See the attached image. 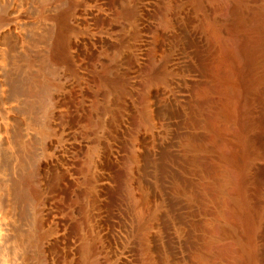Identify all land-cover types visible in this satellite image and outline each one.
<instances>
[{"label": "rangeland", "instance_id": "obj_1", "mask_svg": "<svg viewBox=\"0 0 264 264\" xmlns=\"http://www.w3.org/2000/svg\"><path fill=\"white\" fill-rule=\"evenodd\" d=\"M103 1L110 13L117 8L115 0ZM47 2L0 0V15L4 18L7 14L6 23L0 24L1 33L7 34L2 37L0 33V264H200L198 255L203 256L205 264H229V253L223 247L232 242H246L245 213L251 211L253 227L259 228L262 222L261 189L252 185L251 177L245 180L244 189L239 187L235 175L243 168L245 138L252 132L245 130L241 123V118H245L240 105L246 98L243 92L249 89L255 99L258 96L261 99L264 93V0H256L252 5L258 8L260 15L249 17L254 27L259 25L263 33L253 30L256 31L253 33L255 63L248 78H242H247L244 83L226 66L222 55L223 33H212L208 28L206 20H214L211 13L215 12L216 4L210 3L204 12L193 10L188 0L183 4L185 12L180 11L181 19L177 18L180 26L176 24L178 43L184 50H195L193 54L197 57L196 63L188 61L187 64L190 71H196L197 78L188 76L191 87H183V90L188 89L186 98L195 91L199 93L198 88L206 89L207 93L204 99L200 93H195L193 97L197 96L191 97L192 100L188 97L186 103L164 104L154 118L150 113L153 123L150 122L149 131L145 129L139 139L138 160L129 167L126 165L128 169L121 179L118 176L120 183L124 179L122 185L133 184V190L136 187L133 199L124 201L125 204L109 200L98 188L87 191L83 181L85 157L96 139L88 118H92V109L98 101L99 62L108 55L103 50L94 51L91 42L94 36L108 31L111 21L94 24L85 20L88 11L99 3L97 0H65L62 8L73 7L76 17H67L64 31L58 34L54 25L42 18L48 11ZM54 12L57 10L45 13L50 16ZM13 13L21 17L15 19ZM39 19L45 20L44 23ZM54 41L62 56L61 63L55 64L52 58ZM55 67L57 70L53 72ZM187 78L177 77L180 81ZM137 110L132 101L126 114L133 115ZM256 110L260 111L259 107ZM169 117H175L176 122H169ZM46 123L52 126L47 139L40 135L38 128ZM127 123L120 129L121 137L111 141L113 146H108L109 152L108 148L105 150L106 160L99 157L106 167H95L98 172L102 171L99 174L104 172L102 176L110 184L117 177L113 152L126 146L125 137L130 132ZM49 138L51 148L46 144L50 143ZM62 155L66 156L62 158ZM46 158L52 162L47 168L43 165ZM212 170L214 174H210ZM94 174L92 184L96 186L99 182ZM228 211L230 216L226 215ZM85 216L90 223L88 230L84 227ZM257 227L254 236L259 238ZM215 228L221 231L216 237ZM87 238L100 243L97 247L101 250L88 253ZM258 238L254 239L253 247L255 245L259 254L257 260L261 262L256 261V264H264V241ZM206 241L211 242V248L208 249Z\"/></svg>", "mask_w": 264, "mask_h": 264}, {"label": "bare ground", "instance_id": "obj_2", "mask_svg": "<svg viewBox=\"0 0 264 264\" xmlns=\"http://www.w3.org/2000/svg\"><path fill=\"white\" fill-rule=\"evenodd\" d=\"M46 1H48L47 2L48 11H45V12L46 13H48L49 11L53 12V10H55V11L57 10V12L56 13L54 12V15H50V16H48L45 12L44 13L42 12L43 13V15L41 14L42 18L49 20V23L51 22L54 25L56 31L59 34V32L61 30L64 31V29H65V25H66L65 20H67V17H70V16L74 17L76 15V12L74 11L73 7H70V6L67 8H65V7L62 8V4L65 0H46ZM91 1H93V0H91ZM97 1L99 3L96 6L93 5V7L94 6L95 7L92 10H90V11L86 10V11H88V13H87V16L83 15V16H86V19L84 17H83V19H85L88 22L89 21L94 22V24L95 23L100 24L101 22L106 23L107 20H110L111 22L110 21H108V22H110L111 25H110V28L108 29V31L106 33H104V34L101 33L102 35L98 34V36H94L95 38L94 39L92 38L93 41L91 42L92 43L91 46H92V49L94 48V51L96 50L98 52V50H99V52H100L101 50H103L104 52L106 51V54L108 53V55L103 60L101 59V62H99L100 71H99L98 80H97L98 81V86H97L98 87L97 88L98 101L96 102L94 109H92L93 110L92 111V113H93L92 118H88L89 126L92 129V131L96 134V139L94 142L95 145H93L92 147L89 148L88 154L85 157L86 159L84 158L85 159V165L83 166L84 167V169H83V173H84L83 181H84V184L86 186L87 191L92 190L93 188H95V189L98 188V191H100V193H102L103 196H106L109 200L112 199L116 202L120 201V202L124 203V201L133 199V196L135 195L134 190L136 187L133 190V184L129 185V183H131V181L128 182L129 187L122 185L124 179L122 180V183H120L121 180L118 181V176L120 178V176L128 169V168L126 169V165H127V167H129V165L130 166L133 165V163L138 160V156L140 155L139 152L137 151V147H139L138 144L140 142L139 139L142 136H144V130L145 129L148 128V131H149V125H151V123H153V122H151V118L152 117L154 118V114L158 115L162 111V106L164 104L166 106V104L168 105V103H173V102H175V103L180 102L181 103L182 101H184L186 103L185 100H187L188 97H190V96H188L186 98L185 90H188V89L183 90V87L184 88L191 87L190 86V79L187 78L188 76H190V78L191 77L197 78V76H195V74H194L196 71L192 70V69L190 71L188 69L189 65L187 66V64H188V61H192V63H193L194 60H197V59H195L197 57H195L193 54V52L195 50L192 52L189 49H188L189 51L184 50L181 48L183 45L179 46V43H178L179 42L178 41V37H179L178 33L179 32H178L177 27H176V24L178 23L177 18L181 19L179 17L180 16L179 14H180V11L183 9V7H182L183 4H185L187 0H115V4H117V8L114 9L113 11H111V13L109 12L110 9L108 8V6H106L107 4L105 3V1H103V0L102 1L97 0ZM107 2H109V1L107 0ZM254 2H256V0H188V3L191 4L192 9L197 11V12H204L205 10H207L206 8H208L207 6L210 3L216 4L215 9H214L215 12L211 13L212 15H214L213 16L214 20L211 21L212 19L210 18L211 20L209 21L207 18L206 22L208 23V28L212 33L217 32V31L223 33L222 35H224V37H223L224 42L222 43L223 44L222 55L224 54L225 60L227 62L226 66L228 65L232 69L231 71H233V73L236 74V76H238L240 79H242L243 77H246V76L248 78V76L251 74L250 70L253 69V68L251 69V67H252L254 59H255L254 53H255V49H256L254 44H253L254 43L253 42L254 41L253 40V36H254L253 33L256 31L253 32V30L258 29L260 32H261V30H263V29H261V27L259 25H258L259 27L258 26L254 27L255 24L254 23H253L254 25L252 24L253 20L251 21L249 19V17H251V15L254 16V14L255 15L259 14L258 13L259 10H257L258 8L256 6H254L252 8V5ZM257 2H258V0H257ZM95 4H96V2H95ZM63 6H65V5H63ZM49 7H50V10H49ZM110 7L112 8L113 4ZM250 9H251V11H249ZM183 12H185V11H183ZM14 13H13V15H14L13 17L15 19H18L21 17L20 14H14ZM182 13H181V15H182ZM6 16H7V14L5 15V17ZM1 17H0V24L3 21H5V23H6L5 17L4 18L2 17V19H1ZM81 18H82V16H81ZM251 18H253V17H251ZM10 19H12V18H10ZM71 20H73V19L71 18ZM184 20H185V18H184ZM44 21L42 23H44ZM7 22H9V21H7ZM46 22H48V21H46ZM181 22H183V21H181ZM259 23L261 24V22H259ZM70 24H71V22H70ZM257 24H258V22H257ZM102 25L103 24H101V26ZM1 26L3 27V25H1ZM96 26H98V25H96ZM178 26H180V25H178ZM102 27H104V26H102ZM182 27H184V26H182ZM182 27H179L180 30L182 29ZM101 29L102 28H100L99 31H101ZM106 30L107 29H105V31ZM185 30H186V28H185ZM51 32H53V31H51ZM54 32H55V30H54ZM0 33H1V31H0ZM207 33H209V32H207ZM261 33H263V32H261ZM4 35L7 36L6 32L1 33L2 37H4ZM216 36H219V35H216ZM90 37H92V36H90ZM220 37H222V36H220ZM179 39H181V38H179ZM219 39H221V38H219ZM182 40H184V39H182ZM2 41H4V40H2ZM55 41L53 42V46H52V58L55 61L54 63L56 64V62L57 63L60 62L62 56H60V54L58 53L59 50L57 47V43H55ZM57 41H58V39H57ZM58 42H61V41L59 40ZM1 43L2 42H0V44ZM4 44H6V43H4ZM88 47H89V45H88ZM62 48H63V44H62ZM89 48L91 49V47H89ZM189 48L191 49V46ZM97 52H93V53H97ZM50 55H51V53H50ZM195 55L197 56V54H195ZM100 57L102 58V56H100ZM99 60H100V58H99ZM194 66L197 67L196 64ZM191 68H192V66H191ZM59 69H58V71L60 72ZM54 70H57L56 67L53 68V72H54ZM49 73H50V71H49ZM191 73H193L194 75H191ZM186 74H187V76H186ZM64 76H65V74H64ZM179 76L181 79H185V78H187V79L182 80V81H184V82H182V81H180V79L179 80L177 79V77H179ZM200 76H202V75L200 74ZM200 76H198V77H200ZM59 78H58V80H59ZM247 78L244 80L242 79L243 83L245 80H247ZM55 79H57V78H55ZM61 79H63V78H61ZM193 79L194 78H192L191 80H193ZM201 79H203V78L201 77ZM205 79H204V82H205ZM59 81L57 83H59ZM201 81L199 80V82H201ZM194 82H196V81L194 80ZM193 88L194 87H192V89ZM243 88H245V87L243 86ZM247 88H249V86ZM207 90H209V88H207ZM250 90H251V88H250ZM255 90H256V88H255ZM263 90H261V92ZM198 91L201 94L200 96H202L204 99L205 97L203 95H206V93H207L206 89H199L198 88ZM256 91H258V90H256ZM190 92H192V90ZM195 93H198V92L195 91ZM243 93H245L244 95L246 96V98H245V102H244L243 101L244 100L243 94L241 95V97H243L242 98L243 100H241V101H243V104H240V105H241V112L245 115L244 116L245 118H241L243 120H241V119L240 120L243 121L241 123H243V127H245V130L247 129L250 132L251 131L252 132L248 133L251 135H249L245 138V145H246V147H244L245 148V162H244L243 168L241 169V171H239L240 173H236L235 179H236L239 187H242L243 184H245L244 182H246L245 180L247 179V177H251V180H253L252 185L256 184L257 187L261 189V195L260 196L262 198V204H261L262 208H261V215L260 216L262 217V219H260V218L259 219L262 222H260L261 224L258 223V224H260L259 228L257 226L256 227L258 228V231H259L260 240L264 241V219H263L264 218V93L261 94L262 95L261 99L259 96H258L259 98L257 96H254V97H257L256 99L253 98V96L251 97L249 94V89H247L246 91L244 90ZM193 95L191 97H193ZM195 97H193V99ZM190 98H189V100H190ZM191 100H192V98H191ZM3 101H6V100H3ZM132 101H133V103L136 104L138 110H137V112H134L133 115L131 113L126 114V108H127V106L129 107V105H132ZM58 102H60V101H58ZM130 102H131V104H130ZM53 103H55V101ZM185 103H182V104L185 105ZM1 105H2V103H1ZM256 105H259L257 107H259L260 111L256 110V108H257ZM133 106H134V104H133ZM177 106H180V105H177ZM175 107H176V105H175ZM182 107H180V108H182ZM0 108H2V106ZM131 108H133V107H131ZM171 108H172V106H171ZM256 111H259V113L257 112V115H256ZM130 112H131V110H130ZM132 112H133V110H132ZM150 113H152V117H151ZM1 114H4V112ZM128 114H131V116L129 118L126 117V115H128ZM176 114L179 115V113H176ZM43 115H44V113H43ZM166 115H167V113H166ZM49 116L50 115L48 114L47 117H49ZM158 117H160V116H158ZM176 117H178V116H176ZM173 118H175V117H173ZM173 118L169 117L168 121L169 122H173V121L176 122V120H173ZM162 119H163V117H162ZM127 121H129V123H127ZM166 121H167V118H166ZM47 123L45 125H40V126H43L42 129L40 128V126H38V128L41 130V132H39L40 130L38 132L40 133V135L41 134L43 135V136L41 135L42 137H46V139L52 131V126L50 125V123L49 124H47ZM126 123L128 125H130V132L128 131L129 134L127 133L128 136L125 137L126 139L123 137L126 140V143H125L126 146H125V148H123V150L118 149L119 150L118 152L112 151L116 155V157L114 158L115 159L114 163L117 164V166L115 165L117 167L116 174H115L117 177L115 180H113L114 181L113 184H110L109 181H107V182L105 181V178H104L105 176H102L104 172L102 174H99L102 171L98 172L97 170H95V167L96 168L99 167V169H101L100 167H102V166H103V168L106 167V166H104V162H102L106 157H108V156H106L107 152H105V150L108 148V146L112 145L111 141L115 137H121L120 136V129H122L123 124H126ZM160 123L162 124V122H160ZM239 123H240V121H239ZM36 125H37V123H36ZM170 125H172V124H170ZM125 126L126 125H124V127ZM169 126H167V127L169 128ZM172 127H174V126H172ZM128 128H129V126H128ZM150 128H151V126H150ZM28 129H29V127H28ZM37 129H36V131H37ZM163 129H166V128H163ZM242 130L243 129H241V131ZM148 131H145V132L147 133ZM146 133H145V135H146ZM122 136H125V135L122 134ZM149 138H150V136H149ZM124 139L121 138V142L124 143L125 141H122ZM49 142L50 143H46V144L48 146L49 145L51 146L50 138H49ZM114 142H117V141H114ZM123 143H121V144H123ZM42 145L44 147L45 144L43 143ZM115 145L117 146V144H115ZM109 148H108V152H109ZM68 149H70V148H68ZM221 149H222V147H221ZM115 150H117V148ZM100 151H102V152H100ZM99 152L101 155H99ZM137 152L139 155L137 154ZM222 152H223V150H222ZM222 152H221V154H222ZM67 153L69 154V152H67ZM225 155H226V150H225ZM63 156L65 157L66 155H62V158H64ZM224 156H223V158H224ZM51 157L53 158V156H51ZM51 157H50V159H51ZM99 157H100V159L102 158L103 160H100ZM225 158H226V156H225ZM68 159L66 158V160H68ZM111 159H113V158H111ZM46 160H47V158H46ZM44 161H45V159H44ZM107 161H108V159H107ZM111 162H112V160H111ZM50 163H52L51 160H47L43 163V165L46 166V168H47V165L49 166ZM102 163H103V165H102ZM114 163L112 165H114ZM242 164H243V162H242ZM63 167H65V166H63ZM46 168H43V169L45 170ZM108 170H111V169L108 168ZM113 170H115V169H113ZM94 173L97 174L96 176L98 177V179L97 178L96 179L99 182V184H97L96 186L92 184V177H93V175H95ZM110 174H112V173H110ZM210 174H214V171L213 170L210 171ZM111 177L115 178V176H111ZM247 180H249V179H247ZM134 185H135V183H134ZM245 189H246V187H245ZM127 202H129V201H127ZM49 211H51V210H49ZM49 211H47V212L45 211V212L47 214H49L48 213ZM249 213L251 214V211ZM249 213L247 212L243 216V220L246 223L245 224L246 226H244V227H246V229H247V237H248L246 242L245 243H243V242H232L229 245L223 247V250H225V251L227 250L226 253L227 252L229 253V256H230V263L229 264H256V261H258V262L260 261V260H257L258 259L257 258V254H258L257 252L258 251L256 252V249L254 248L255 245L253 247L254 239L256 238V241H257V238H258L257 235H256V237L254 236V234H256L255 231L257 229H256V227H253V226H255V224L252 223ZM50 214H51V212H50ZM226 215L230 216L231 212L228 211L226 213ZM86 217L87 216H85V219H84V227L87 229V227L89 228L90 223L88 222V219H87L88 217L87 218ZM52 220H55V219H52ZM51 222L54 223L53 221H51ZM90 228L92 229V226H90ZM254 229H256V230H254ZM216 230H218V229H216ZM216 230L214 231V233L212 230L214 237L217 236L218 232H221L219 230L218 231H216ZM93 231H94V229H93ZM114 231L116 232V230H114ZM111 237H113V236H111ZM86 240H87L86 251L88 253L92 252V250H96V252H98L97 249L99 246L97 247V245L98 244L100 245V243L97 244V242L91 238H89V239L87 238ZM207 240H210V239H207ZM211 240H213V239H211ZM206 243H207L206 246L208 247V249H209V246L211 248V246H212L211 242L206 241ZM100 248L98 249L99 251L101 250ZM262 248L264 249V247H262ZM262 250L260 251V254H262V256H263ZM104 251H102V252H104ZM99 253H101V252H99ZM107 253H109V252H107ZM259 258H261V255L259 256ZM198 259L200 260V262H202L200 264H205L202 255H198ZM95 261H98V260L95 259ZM103 261L106 262V260H103ZM95 263L97 264V262H95Z\"/></svg>", "mask_w": 264, "mask_h": 264}]
</instances>
